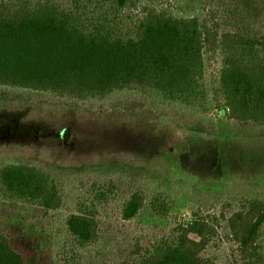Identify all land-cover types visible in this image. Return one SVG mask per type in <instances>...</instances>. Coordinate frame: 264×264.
I'll return each instance as SVG.
<instances>
[{
	"label": "trees",
	"instance_id": "obj_1",
	"mask_svg": "<svg viewBox=\"0 0 264 264\" xmlns=\"http://www.w3.org/2000/svg\"><path fill=\"white\" fill-rule=\"evenodd\" d=\"M240 1L0 0V87L81 101L137 90L264 130V18L239 16ZM197 7L202 19L184 14ZM115 190L92 183L76 200L65 224L77 249L96 242L98 211ZM0 201L53 212L64 196L43 168L9 163L0 166ZM144 204L143 192L132 191L120 219H134ZM148 208L163 216L170 203L152 193ZM220 221L235 264H264V195L227 216L197 211L147 245L137 242L120 264H215L207 249ZM0 264H26L1 230Z\"/></svg>",
	"mask_w": 264,
	"mask_h": 264
},
{
	"label": "rangeland",
	"instance_id": "obj_2",
	"mask_svg": "<svg viewBox=\"0 0 264 264\" xmlns=\"http://www.w3.org/2000/svg\"><path fill=\"white\" fill-rule=\"evenodd\" d=\"M237 8L243 18H264V0H241ZM184 14L202 19L198 7ZM9 163L43 168L64 196L53 212L0 201V230L26 264H120L137 242L147 245L197 211L227 216L242 200L264 195V130L137 90L81 101L0 87V166ZM92 183H112L116 195L98 211L96 242L79 250L65 221ZM136 189L145 204L123 221L121 204ZM152 193L169 201L168 214L151 213ZM224 225L207 253L215 264H235Z\"/></svg>",
	"mask_w": 264,
	"mask_h": 264
}]
</instances>
